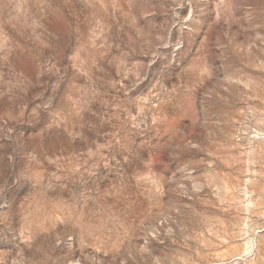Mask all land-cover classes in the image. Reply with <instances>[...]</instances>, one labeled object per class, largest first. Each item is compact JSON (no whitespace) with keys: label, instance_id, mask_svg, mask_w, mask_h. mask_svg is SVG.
Instances as JSON below:
<instances>
[{"label":"rangeland","instance_id":"374dc122","mask_svg":"<svg viewBox=\"0 0 264 264\" xmlns=\"http://www.w3.org/2000/svg\"><path fill=\"white\" fill-rule=\"evenodd\" d=\"M0 264H264V0H0Z\"/></svg>","mask_w":264,"mask_h":264}]
</instances>
